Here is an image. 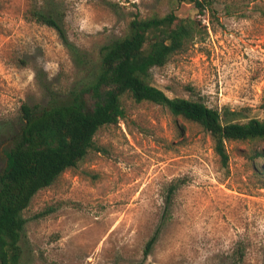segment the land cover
Segmentation results:
<instances>
[{"label":"rangeland","instance_id":"rangeland-1","mask_svg":"<svg viewBox=\"0 0 264 264\" xmlns=\"http://www.w3.org/2000/svg\"><path fill=\"white\" fill-rule=\"evenodd\" d=\"M208 1L201 15L189 0H35L61 14L78 49L72 57L54 29L27 16L30 0H0V173L21 105L78 89L100 47L126 35L134 18L173 12L206 28L150 70L151 84L264 118V0ZM124 107L75 167L33 195L18 264H264V157L253 155L264 142H227L224 165L197 124L150 102L126 98Z\"/></svg>","mask_w":264,"mask_h":264},{"label":"trees","instance_id":"trees-1","mask_svg":"<svg viewBox=\"0 0 264 264\" xmlns=\"http://www.w3.org/2000/svg\"><path fill=\"white\" fill-rule=\"evenodd\" d=\"M30 1L27 16L54 29L71 56L77 57L78 49L67 36L61 14L55 17L38 7L35 0ZM189 2L201 15L210 8L208 0ZM205 29L200 20L178 19L173 12L134 18L126 35L100 47L94 74L78 89L45 105H21L22 124L13 136L0 173V264H18L25 225L22 212L33 195L76 166L94 147L93 138L99 128L124 118L126 98L160 105L172 115L200 126L210 136L214 153L224 165L228 161L227 142H264V118L246 119L201 101L169 97L151 84L150 70L163 66L173 54L201 37ZM86 94L94 101L90 108ZM253 155L263 158L264 150H255ZM173 191L174 187L170 188ZM155 241L153 235L146 242L145 256Z\"/></svg>","mask_w":264,"mask_h":264}]
</instances>
